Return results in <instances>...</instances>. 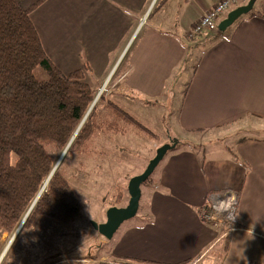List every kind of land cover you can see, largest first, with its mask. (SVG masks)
I'll list each match as a JSON object with an SVG mask.
<instances>
[{
  "label": "crops",
  "instance_id": "0c3cea01",
  "mask_svg": "<svg viewBox=\"0 0 264 264\" xmlns=\"http://www.w3.org/2000/svg\"><path fill=\"white\" fill-rule=\"evenodd\" d=\"M218 1L47 0L30 17L52 61L47 51L53 47L58 60L69 51L77 69L83 66L82 53L91 69L99 66V57L105 65L110 63L109 53L116 41L126 37L124 48L135 35L133 54L119 83L136 71V84L129 88L147 91L145 85L155 81L152 68L156 58L164 54L166 67H174L175 53L184 49L181 37L187 39L192 25ZM260 13L264 14V0H255L252 9L225 31L198 35V60L192 74L181 81L183 89L178 90L175 124L185 136L178 138L198 143L202 141L196 134L208 132L209 137L216 130L219 140L222 137L229 142L226 150L217 149L211 139L202 142L208 148L201 154L186 146L171 149L162 163L159 183L151 192L147 215L123 232L110 258L149 264H201L223 240L219 228L201 219L207 194L231 188L239 191L236 216L242 230L229 233L228 250L215 252L203 264H262L264 136L231 139L233 132L229 134L231 129L240 128V121L264 120V17ZM75 28L82 30L80 41ZM98 33L101 39L94 37ZM97 45L100 49L94 51ZM74 52L77 55H72ZM162 93L159 90L155 97ZM187 134L194 137L187 140ZM86 259L81 262H100L92 256Z\"/></svg>",
  "mask_w": 264,
  "mask_h": 264
},
{
  "label": "rangeland",
  "instance_id": "374dc122",
  "mask_svg": "<svg viewBox=\"0 0 264 264\" xmlns=\"http://www.w3.org/2000/svg\"><path fill=\"white\" fill-rule=\"evenodd\" d=\"M239 5H233L231 8L234 9ZM230 9L225 11L223 15H226ZM98 30L99 28H96V31ZM75 32L77 40L80 41L82 30L75 28ZM94 37L96 39L102 38L100 33ZM134 37L135 35L130 38L124 48L123 40L126 37L116 41L114 51L109 53L110 63H107V66L104 64V59L99 57L96 61L99 62V66H92L90 71H84L86 61L83 56L84 53H82L83 66L81 68L85 72L84 80L96 92L95 103L98 106L104 105L108 100L114 102L150 129L155 137L138 131L124 120H117L119 121L117 125L120 124L119 126L124 128V133L101 132L93 139L88 154L67 155L61 163V172L83 203L80 216L68 224L39 216L32 223L23 227L27 215L24 216L23 223H19L18 226L20 227L13 232L8 233L0 229V264H6L8 261H13L15 264H85L81 260L86 261V258L91 256L100 260L97 264H112V262L121 261L120 258L113 257L115 260L110 258L114 256V245L129 226L138 224L142 215H147V204L153 187L159 183V174L164 165L162 163L167 160L172 150L166 153L150 177L141 184V198L137 214L124 221L112 238L107 239L101 235L94 229L92 222H104L107 210L111 206L123 207L127 204L129 179L144 171L149 160L155 156L156 149L174 138L178 141L175 149H182L183 146H186L187 148H195L197 153L201 154L208 148V145L202 142L211 139L216 144L217 149L226 150L225 146L229 142L222 137L219 140L216 130H213L212 136L209 137H207L208 132L196 134L197 138L202 141L198 143L193 142V140L189 143L178 138H185L175 124L178 90L179 88L180 90L183 89L181 81L192 74L193 66L198 60L197 47L200 39L181 37L180 40L184 49L180 53H175V64L172 68L166 67L164 54H161L162 58L158 56L152 68V76L155 81L145 85L149 90L143 91L142 88H129L136 84L134 80L137 75L136 71L130 77L128 74L129 78L119 83L120 74L124 71L128 59L133 54L135 43L132 45V42ZM110 45L114 47L113 43ZM99 49L100 45L93 48L94 51ZM47 52L64 73L77 69L76 64L70 60L71 53L69 51H66L59 60L55 55L58 52L55 47H53V51L48 50ZM72 55H77V53L74 52ZM33 74L40 80L49 78V74L40 66L34 67ZM159 90L163 93L155 97ZM172 92L174 93L173 96L170 94ZM101 97L103 98L99 99ZM100 116L102 119L108 117L111 120L115 119L109 110H103ZM246 122L240 121V128L231 129L229 132V134L233 132L231 139H238L242 136H264V120L249 118ZM192 137H194L192 134L186 135L187 140H191ZM228 189L231 188L222 190ZM231 190L239 194V191ZM239 230H242L241 226ZM221 232L222 230H220V234ZM237 233L239 232L235 234ZM224 249L225 244L222 240L201 264L211 260L217 251L223 254ZM107 258L110 259L106 262ZM219 262L221 263V259Z\"/></svg>",
  "mask_w": 264,
  "mask_h": 264
},
{
  "label": "trees",
  "instance_id": "16d2710c",
  "mask_svg": "<svg viewBox=\"0 0 264 264\" xmlns=\"http://www.w3.org/2000/svg\"><path fill=\"white\" fill-rule=\"evenodd\" d=\"M46 1L0 0V229L8 233L17 228L34 201L23 227L39 216L62 224L80 216L83 203L61 172V163L67 155L88 154L101 132L124 133L117 120L155 137L110 100L90 109L96 96L84 80L90 67L85 62L84 71L62 72L45 52L31 20V13ZM35 66L49 78L37 79ZM103 110L115 119H102ZM228 236L222 238L224 252Z\"/></svg>",
  "mask_w": 264,
  "mask_h": 264
},
{
  "label": "water",
  "instance_id": "95a60500",
  "mask_svg": "<svg viewBox=\"0 0 264 264\" xmlns=\"http://www.w3.org/2000/svg\"><path fill=\"white\" fill-rule=\"evenodd\" d=\"M254 2L255 0H248L246 4L239 5L235 7L234 9L230 10L226 14V16L218 23L217 25L218 30L221 32L225 31L241 15L248 13L252 9ZM96 98L97 96L95 97L90 109L94 106L96 102ZM177 142H178L177 139L173 138L170 140V142L165 143L156 149L155 156L149 160L144 171L141 174L133 176L129 179L128 184H127V191L129 195L127 204L123 207L122 206L121 207L111 206L107 210L106 220L104 222L102 223L92 222L94 229H96L101 235H103L107 239H110L112 238L115 231L120 227V225L124 221L133 218L137 214L139 202L141 198V184L150 177V175L153 173L154 169L164 158L166 153L169 150L173 149L176 146ZM66 151H67V147L63 150L60 157L56 161V164L54 165L51 171V174L56 169L60 161L62 160ZM31 207L29 208L25 217L28 215ZM25 217L22 219L20 224L23 223V220L25 219ZM19 227L20 226H18L17 229Z\"/></svg>",
  "mask_w": 264,
  "mask_h": 264
},
{
  "label": "built area",
  "instance_id": "2783aa9c",
  "mask_svg": "<svg viewBox=\"0 0 264 264\" xmlns=\"http://www.w3.org/2000/svg\"><path fill=\"white\" fill-rule=\"evenodd\" d=\"M243 0H219L210 10H208L198 22L192 25L187 32V38L209 31H216L219 18L225 11L233 5H238ZM239 194L231 189L215 190L207 194V205L201 212V219L207 224L222 230L220 237L227 233L238 230L240 225L236 216ZM112 264H145L142 262L121 259ZM147 264V263H146ZM264 264V260L262 262Z\"/></svg>",
  "mask_w": 264,
  "mask_h": 264
},
{
  "label": "bare ground",
  "instance_id": "6f19581e",
  "mask_svg": "<svg viewBox=\"0 0 264 264\" xmlns=\"http://www.w3.org/2000/svg\"><path fill=\"white\" fill-rule=\"evenodd\" d=\"M44 185H45V184H44ZM44 185L42 186L41 191H42V189L45 187Z\"/></svg>",
  "mask_w": 264,
  "mask_h": 264
},
{
  "label": "clouds",
  "instance_id": "9594fccd",
  "mask_svg": "<svg viewBox=\"0 0 264 264\" xmlns=\"http://www.w3.org/2000/svg\"><path fill=\"white\" fill-rule=\"evenodd\" d=\"M59 165V164H58Z\"/></svg>",
  "mask_w": 264,
  "mask_h": 264
}]
</instances>
